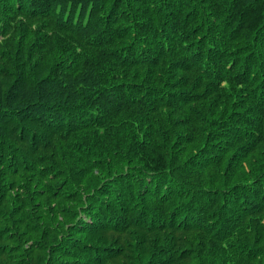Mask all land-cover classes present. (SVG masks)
I'll list each match as a JSON object with an SVG mask.
<instances>
[{"label": "trees", "instance_id": "obj_1", "mask_svg": "<svg viewBox=\"0 0 264 264\" xmlns=\"http://www.w3.org/2000/svg\"><path fill=\"white\" fill-rule=\"evenodd\" d=\"M0 264H264V0H0Z\"/></svg>", "mask_w": 264, "mask_h": 264}]
</instances>
